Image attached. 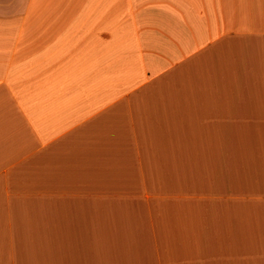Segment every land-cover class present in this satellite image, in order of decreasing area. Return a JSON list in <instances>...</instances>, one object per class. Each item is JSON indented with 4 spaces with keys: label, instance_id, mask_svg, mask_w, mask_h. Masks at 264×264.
<instances>
[{
    "label": "crops",
    "instance_id": "obj_1",
    "mask_svg": "<svg viewBox=\"0 0 264 264\" xmlns=\"http://www.w3.org/2000/svg\"><path fill=\"white\" fill-rule=\"evenodd\" d=\"M0 264H264V0H0Z\"/></svg>",
    "mask_w": 264,
    "mask_h": 264
}]
</instances>
